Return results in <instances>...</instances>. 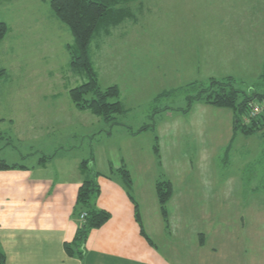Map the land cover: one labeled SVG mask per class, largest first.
<instances>
[{
    "label": "rangeland",
    "instance_id": "obj_1",
    "mask_svg": "<svg viewBox=\"0 0 264 264\" xmlns=\"http://www.w3.org/2000/svg\"><path fill=\"white\" fill-rule=\"evenodd\" d=\"M125 7V21L90 44L100 88L118 89L119 97L109 101L122 102L126 111L107 123L72 100L71 90L88 80L73 72L74 37L52 12L51 2L0 0V22L7 27L0 42V159L58 143L118 166V156L142 145L166 162L160 179L174 183L167 233L173 226L181 235L169 237L168 246L201 231L210 248L211 228L227 236L230 227L234 236L257 208L264 209V127L235 138L225 129L223 147L216 134L223 127L211 117L207 123L203 119L214 112H181L189 106L187 96L199 90L183 87L231 77L239 102L244 93H264V0H136ZM209 111L226 116L231 110ZM150 126L155 128L141 131ZM59 127L66 128L54 132ZM71 130L82 133L64 140ZM129 132L135 139H125ZM191 132L199 134L196 139ZM212 142L219 149L216 157L208 148Z\"/></svg>",
    "mask_w": 264,
    "mask_h": 264
},
{
    "label": "crops",
    "instance_id": "obj_2",
    "mask_svg": "<svg viewBox=\"0 0 264 264\" xmlns=\"http://www.w3.org/2000/svg\"><path fill=\"white\" fill-rule=\"evenodd\" d=\"M211 108L214 107L196 102L189 116L214 112L202 117L206 123L211 117L213 123L219 122L218 125L223 127L216 134L224 147L225 129L232 131L231 136L237 137L238 133L233 129L235 118L231 111L221 116L218 111H209L217 108ZM84 118L88 120L90 116ZM65 128L59 127L54 132ZM94 131L95 128L91 133ZM52 132L48 130L46 134ZM81 133L71 130L64 140H70L71 136L79 138ZM17 134V139L23 142L25 138ZM126 134L127 141L137 136L132 132ZM183 135L176 133L178 138L186 136ZM196 135L199 134L191 132L195 139ZM8 139L11 140L10 137ZM153 142L151 148H154ZM209 147H212L216 157L219 149L214 150L215 142ZM79 149L75 145L67 148L56 143L55 146L49 145V150L24 154L26 150L23 149L13 156L7 152L9 156L1 157L9 165L22 167L0 170V244L6 255V264H264L263 207L257 208L250 216L251 230L249 223H245L234 236L230 234V227L227 228V236H223L218 228H211L210 248L207 233L201 231L196 233V239L191 237L186 241L183 235L178 240L179 244H174L176 247L168 246L169 237L174 236L177 240L181 234L176 231L177 228L174 231L173 226L167 233L168 223L160 211L156 184L162 181L159 175L166 162L154 151L146 153L142 145L140 150L118 156L121 162L118 166L111 165L110 159L93 160L92 168L102 175L98 178L101 194L95 202L96 207L109 212L112 217L103 227L89 233L81 255L77 252L69 254L66 244L75 243L79 230L75 211L77 192L87 176L80 167L88 158ZM45 157L51 158L44 162L41 159ZM122 167L130 171L133 179L130 193L121 176ZM143 172L144 176L141 175ZM141 177H149L147 179L151 181ZM172 185L174 189V183ZM175 196L170 199L169 206Z\"/></svg>",
    "mask_w": 264,
    "mask_h": 264
},
{
    "label": "trees",
    "instance_id": "obj_3",
    "mask_svg": "<svg viewBox=\"0 0 264 264\" xmlns=\"http://www.w3.org/2000/svg\"><path fill=\"white\" fill-rule=\"evenodd\" d=\"M51 9L57 19L68 28L74 37V50L72 49L71 67L73 72L85 77L88 81L84 82L80 87L71 90L72 100L77 108L89 109L92 113L99 116L104 122L114 123L117 116L126 113L122 102L110 103L109 99L118 98V89L109 88L101 89L94 67H92V58L90 56L92 40L104 34L112 27L122 24L128 11L125 9L129 3L136 0H49ZM7 27L0 22V42L5 38ZM4 71H0V79ZM264 81V74L262 76ZM234 79L228 78L225 82L212 80V85L204 86L202 83L194 82L187 85L193 91L199 89L193 96L188 97V108L181 111L189 113L192 106L196 103H202L214 108H222L231 110L234 115L235 132H242L244 135L252 136L255 132L262 130L264 127V115L254 119L250 125L243 124V118L248 114L250 103L254 100H264V93L246 94L245 99L239 102L240 92L237 90ZM186 89V90H188ZM165 94V93H164ZM162 94L161 96H164ZM155 128L154 126L145 127L141 131ZM158 152V150H156ZM49 158H42L44 162ZM93 158L85 159L81 164V170L87 176L84 183L78 190L76 201V215L79 219V230L74 244H66V250L69 254H82V247L87 242L89 233L103 227L112 217V214L96 207V200L101 194V187L98 178L102 176L92 168ZM22 168L16 165H9L5 160L0 159V170H16ZM122 179H124L127 191L133 188V179L128 169L122 167L120 169ZM158 201L160 203V211L162 212L164 221L169 218L168 204L174 194L172 182L170 180L159 181L156 184ZM132 198V196H131ZM137 220L139 221L138 206H136ZM86 214V219L82 222L81 217ZM143 234L144 231L142 230ZM0 264H6V255L3 253L0 244Z\"/></svg>",
    "mask_w": 264,
    "mask_h": 264
},
{
    "label": "built area",
    "instance_id": "obj_4",
    "mask_svg": "<svg viewBox=\"0 0 264 264\" xmlns=\"http://www.w3.org/2000/svg\"><path fill=\"white\" fill-rule=\"evenodd\" d=\"M248 114L243 118V124L250 125L254 119L264 115V100H254L250 103ZM86 214L81 217L82 222L86 219Z\"/></svg>",
    "mask_w": 264,
    "mask_h": 264
}]
</instances>
